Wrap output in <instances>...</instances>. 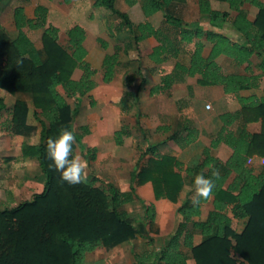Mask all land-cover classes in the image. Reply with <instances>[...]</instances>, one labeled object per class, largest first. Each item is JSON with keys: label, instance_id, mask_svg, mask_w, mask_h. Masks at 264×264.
<instances>
[{"label": "trees", "instance_id": "1", "mask_svg": "<svg viewBox=\"0 0 264 264\" xmlns=\"http://www.w3.org/2000/svg\"><path fill=\"white\" fill-rule=\"evenodd\" d=\"M2 1V0H0ZM53 1V0H50ZM70 3L71 0H65ZM134 6L138 0H126ZM230 5L231 12L215 10L211 0H199L202 20L187 22L172 12V8L187 4L188 0H142V8L147 17L163 12L169 29L155 28L150 22L135 25L130 16L120 12L117 0H94V8H106L112 15L121 19L112 37L125 39V53L137 51L138 57L131 60L138 65L137 72L143 77L137 92L139 98L151 83L145 74L142 56V43L150 37L160 45L151 54V60L158 64L169 57L178 58L181 43H196L192 53L191 65L177 64L176 69L191 77L201 75L202 86H223L227 94H238L256 86L259 77L247 74H226L217 62L221 55L234 59L239 65L251 64L254 55L264 53V1L262 0H217ZM251 5L259 11L252 20L245 7ZM14 21L18 32L13 40L0 20V90H4L16 99L13 107L10 128L22 134L29 127V103L32 102L34 115L42 128L38 144L24 142L22 156L35 160L46 177L42 193L32 200L25 201L12 208L0 209V264H87V254L99 248L114 249L133 240L139 233L133 220L122 210L126 204L136 198V186L131 192H122L115 184L98 185L99 178H87V182L75 186L60 179V173L52 167V161L46 155V141L56 138L62 129L72 131L77 145L83 143L82 154L88 163L98 158V150L84 138L90 134L88 127L82 133L74 130L75 122L81 112V103L97 86L94 77L97 71L87 62L88 51L85 47L86 29L77 24L69 29L67 36L71 51L60 43L61 29L50 23V9L39 5L35 18L29 19L24 7L14 11ZM26 29L43 30L42 48H38ZM202 40L212 42L213 49L209 57H204L205 45ZM104 49L109 43L99 38ZM107 55L104 61L103 80L110 84L115 80L121 63L120 53ZM77 69L83 72L80 80L73 78ZM264 74V61L262 64ZM127 74L123 80L125 86H131L137 75ZM163 84L157 88L165 91L171 88L173 76L163 77ZM62 88L66 96L59 89ZM75 98L73 107L68 98ZM242 114L245 123L263 119L264 99L260 101L241 98ZM7 109L5 99L0 97V115ZM251 115L254 117L250 118ZM238 117L224 114L221 119L224 128L212 142L211 148L204 151L205 158L186 167L176 157L158 153L160 146L178 138L180 133L158 145H152L141 152L140 159L150 156L149 162L140 171L135 170L132 178L137 185L152 183L157 200L168 199L178 203L187 177L195 179L203 173L206 178L212 171H218L214 178V210L204 221H194L202 216V207L210 199L193 203L191 194L177 209L180 219L177 228L168 236L160 251H144L135 254L134 264H188L183 247L191 249L196 264H264V175L256 176L248 167L250 158H264V129L261 134L251 135L244 131L237 136L228 130ZM187 143L196 140L190 126ZM158 131L168 132L169 128ZM131 136V130L124 126L115 133L118 146L125 144ZM221 143L228 144L233 156L224 163L214 157L211 149ZM226 167V170L224 168ZM237 174L234 182L227 187L232 173ZM245 220L244 229L238 232L233 227V218ZM156 220V206L146 207V221L153 224ZM198 230L205 238L195 244V235L189 226Z\"/></svg>", "mask_w": 264, "mask_h": 264}, {"label": "crops", "instance_id": "2", "mask_svg": "<svg viewBox=\"0 0 264 264\" xmlns=\"http://www.w3.org/2000/svg\"><path fill=\"white\" fill-rule=\"evenodd\" d=\"M25 1L26 0L0 1L1 23L8 30L4 22V17L7 14L9 15L8 16L9 18L11 16L9 24L13 25L14 31L16 32L15 36H12L13 40H15L18 35L14 21V11L17 7L20 6L24 7L28 18L33 19L35 18L36 8L39 5H43L48 8L50 5L49 4L50 0H35V1L31 0V3L29 4H27ZM211 3L213 9L215 10H219L223 12L224 11L231 12L232 16L236 15L235 12L231 11L230 5L228 3L220 2L217 0H211ZM93 4H94V0H81L79 6L84 13L82 16L84 17L87 14L90 17V20L84 21L82 19L77 21L73 25L75 26L79 24L83 26L87 32L85 47L88 51V55L86 60L92 66V68L97 71V74L94 77V81L97 83V86L91 93L95 92L99 88H105L106 86L115 83L118 79L121 69H124L123 80L127 74L134 75L133 72H135V75H137L134 83L131 86H125L124 83L122 84L124 89V94L122 95L119 101V108L121 111L120 121H122L121 124H119V126L116 125L113 119L114 112L112 111L105 112L106 119L108 120L106 122L108 132L111 130V128H114V130L112 131V133L114 134L113 137L115 136V133L118 130H121L124 126H128L131 130V136L125 139V144H126V140L135 137H143L144 139L146 138L145 141L147 142L148 139L150 138V134L153 132L155 133L154 138L156 139L154 142L149 143V145L146 147L147 149L152 145L160 144L162 141L170 138L175 133H180L177 139L170 140L167 144L160 146L158 149V153L174 156L178 160H180L186 167H188L192 165L195 161L202 162L204 160L205 149L211 148L213 140L219 136V134L224 128V122L221 119V115L231 114V115H236L238 117L236 121L228 127V130L230 132H233L237 136L241 135L244 131L248 132L251 135L262 133L264 129V122L262 118L254 121L251 120L250 122L245 123L243 119V114H242L243 108H242V104L240 103V99L244 98L250 101L252 100L260 101L264 99V74L262 70L264 53L263 56L254 55L251 58L250 65L247 63L244 65H239L234 59L226 55H221L217 59V62L219 63V65L222 67L223 71L226 74H247L251 77H257V76L259 77V79L256 80V86L254 88L243 90L238 94H227L223 86L200 85L199 80L201 79V75L191 77L188 74H185L180 70L176 69L178 63L186 67H190L192 53L195 50L196 43L199 40L196 39L194 40L193 43H181L180 45L181 53L178 58L169 57V59L166 62L162 64H158L156 62H153L150 57L154 49L158 47L160 43L156 38L150 37L142 43L141 61L143 64L142 66L143 69L146 70L145 74L151 79L152 83L144 91L140 93L139 98H135L133 95L137 92L138 87L140 86L143 80V77L139 75L137 72L138 65L135 62H133V64H130L131 60L137 59L138 57L137 51L132 50L130 52V55H126L124 50L126 49L125 39H117L116 37H112L111 35L112 33H114L115 30L114 28L118 25H121L122 23L121 19L118 18V16L116 15H112L106 8H97V9L94 8ZM185 5L174 6L172 8V12L178 16H181L187 22H195L204 19L202 14L200 13L199 0L197 1V6L199 9L197 19L184 18L181 14L180 15L178 14L177 10ZM220 5H228L229 9H221L218 7ZM85 7H88L87 11ZM116 7L120 12L127 13L135 25H139L141 23L148 21L155 28H163V29L171 30V32H173V30L169 29V26L166 24L163 12H158L150 17H147L145 15L142 8V0H138V3L134 6H129L126 0H117ZM50 16H51V9H50ZM134 16L136 17V19L134 18ZM113 22H115L116 24H114ZM73 26L69 27V29H71ZM69 29L67 30V33ZM25 31L28 33V31L30 30L26 29ZM38 31H43V30H38ZM107 33L109 34L110 38L104 37V34ZM100 37L105 39L109 43L108 49H104L102 47V45L98 41ZM202 42L205 45L204 57L207 58L210 56L214 44L207 40H202ZM121 47L123 48L120 53L121 63L117 69L115 80L112 83L107 84L103 80L104 61L107 55L114 54L116 51H119ZM150 63L153 64L151 65V67H148ZM82 75L83 72L80 69H77L73 78L75 80H80ZM166 75L173 76V83L171 88L165 91L161 90L157 92V88L163 84L162 82L163 77ZM156 79H159V82H156L155 81ZM2 93L4 92L0 90V95H2ZM149 95L152 96V99H147ZM124 96L127 97L128 101L126 102L124 101ZM10 102L14 104V97H10ZM110 104L112 105V103ZM29 108H30V113H33L34 111L31 109L30 105ZM252 117H254V115L250 116V118ZM79 118L81 122L85 123L84 125H82L81 129L83 127H88L90 129V134L86 135L84 138L86 141H88L87 136L93 135V129L91 128L89 123L93 120L96 121L98 119H94L95 116H93V113L87 110L83 105L81 107L80 115L78 116L77 119ZM186 125L190 126V128L193 131L192 132L193 135L196 137V140L191 144L187 143L188 132L184 130V127ZM107 128L105 129V131H107ZM160 128H169V131L168 132L158 131V129ZM114 143L116 144L115 139H114ZM90 145L96 147L98 150L97 160L91 163L95 164L101 162L102 160L101 155L103 154L101 147L98 144L92 145L90 143ZM143 150L145 149H142L141 152ZM211 153L214 157L226 163L233 156L234 150L228 144L221 143L217 148L211 149ZM147 157H149L150 159V156ZM248 167L252 170L254 175L256 176L264 175V158L260 156H254L253 158H250ZM141 168L142 167L140 166L136 170L140 171ZM224 170H226V167L224 168ZM183 175L186 181V185H185L186 188L188 186V179H190L191 181H193V179L187 177L185 172L183 173ZM236 176L237 174L233 172L230 179L228 180L227 187L234 182ZM100 181L98 182V184H100ZM131 181L132 182L129 185L130 192L132 185L136 186V196L138 198H136L133 202L128 204L135 203L136 201L142 202V199L140 198L141 195L140 190H142V188H147L149 186L153 188V194H154L153 200H151L150 203L146 204V207L152 204L156 206V220L154 223L157 222L162 224L161 218L159 220V212L160 210L165 211L163 219H166L167 223L164 227L161 228V232H165L167 228L170 227L171 222L173 223L174 220L178 217L177 209L182 204V202L187 198V195H185L184 193L187 189L182 191L178 203H173L168 199L157 200L155 197L154 187L152 183H147L145 185H137L136 182H133L132 177H131ZM107 183L115 184L114 182H107ZM115 185L117 186V184ZM117 187L119 188V186ZM214 200L215 197L212 196L210 201L203 205L202 216L194 218V221H204L208 218L209 213L214 210ZM142 206L144 207V205ZM146 207H145V211H146ZM124 212L127 213L126 211ZM127 214L130 216L131 219H133L129 213ZM228 214L230 217L233 218L231 211H229ZM233 219H234L233 220L234 229H236L237 227L242 228L241 231H238V232H242L244 229L243 221L245 220H236L235 218ZM143 234L145 235V233ZM138 237H140L139 233L136 235V237L133 240L138 239ZM141 239L145 243L147 242L146 241L147 239L146 240L143 238ZM133 240L128 241L118 247L131 243ZM196 240H195V244L197 245ZM164 244L157 246L155 245L149 246L148 244H146L144 245L145 247L143 246L142 250L139 252L160 251L164 246ZM102 249H106V248H99L94 252L88 253L87 262L90 264H100L99 263L100 259H95V258L92 259L91 257H93L94 253ZM135 260L136 259L133 257V261H131L129 264H134L136 262ZM188 264H196V262L194 259L188 260Z\"/></svg>", "mask_w": 264, "mask_h": 264}, {"label": "rangeland", "instance_id": "3", "mask_svg": "<svg viewBox=\"0 0 264 264\" xmlns=\"http://www.w3.org/2000/svg\"><path fill=\"white\" fill-rule=\"evenodd\" d=\"M197 1L198 0H188L185 6L180 7L177 10L178 14H181L184 18L197 19L199 12ZM25 2L29 4L31 3V0H26ZM80 2L81 0H71L70 3H66L65 0H54L49 3V8L51 9L50 23L61 29L60 43L69 51H71L67 36V30L69 27L73 26L79 20H90L89 15L86 14L84 17L82 16L84 13L80 9ZM218 7L221 9H229L228 5H220ZM85 8L87 11L88 7ZM245 11L252 19H255L259 10L256 7L247 5ZM8 16L9 15L7 14L4 17V22L9 30L7 31L9 32L10 37L13 39L12 36H15L16 32L14 31L13 25L9 24L11 16L10 18ZM134 18L136 19L135 16ZM113 23L116 24L115 22ZM28 33L36 46L42 48L43 31L35 32L30 30ZM104 37L110 38L108 33L104 34ZM152 64L153 63H150L148 67H151ZM123 73L124 69H121L115 83L108 85L105 88H99L95 92L84 97L81 106L83 105L87 110L92 112L93 116H95L94 119H98L89 123L93 129V135L87 136L88 141L84 140L92 145L98 144L103 151L101 162L88 164L87 178L90 179L97 176L102 181H100V184L98 185L102 187H105L104 185H107V182H114L123 192H130L129 185L132 182V172L140 166H146L149 162V157L140 160L139 157L141 150L146 149L149 143L154 142L156 138H154L155 133L152 132L147 142L145 141L146 138L135 137L126 140V144L120 147L114 143V134L112 133L114 128H111L108 132L106 123L108 120L105 116L106 111L114 112L113 119L117 126L122 122L120 121L121 111L119 108V101L124 94L122 85ZM155 81L159 82V79H156ZM1 91L4 93H2L0 97L5 99L7 105V109L0 115V209H5L32 200L36 194L42 193L45 187L46 177L42 172L39 163L35 160L24 158L21 151L24 142L38 144L41 140L42 128L36 120L34 112L30 113L27 122L29 127L25 129L22 134L11 130L10 121L12 119L13 107L16 99L14 98V104L11 103L10 97L14 96L4 90ZM59 91L66 96L62 88H60ZM67 98L68 102L73 107L77 105L75 98ZM147 99H152V96L149 95ZM124 101H128L125 96ZM110 103H112V105ZM29 105L31 109L35 111L33 103L30 102ZM84 124L85 123L80 121V118L77 119L74 127L75 132L82 133L81 127ZM106 128L107 131H105ZM84 146L83 143L77 145L75 155H79L85 160L82 154V148ZM193 184L194 181L188 179V186L184 189H187L184 192L187 197L189 194H191L192 197L195 195ZM140 192L142 202L136 201L135 203L128 204L122 207V210L131 215L133 218L132 220L139 231L140 237L145 240L147 239V242L145 243L140 237H138V239L133 240L131 243L124 246L110 250H99L94 253L93 257H91L92 259H100V264H129L133 261V257L135 258L134 253H139L144 245L148 244L149 246H157L164 244L169 234L177 228L179 223L178 217L173 223L171 222L170 227H168L165 232H161V228L167 223L166 219H163L165 213L164 210H160L159 212V220L161 218L162 224L157 222L153 224L147 223L145 207L146 204L153 200V188L150 186L142 188ZM142 205H144V207ZM244 225L245 221H243V226ZM241 229L242 228L239 227L236 228L237 231H241ZM189 230L195 235L197 245L205 240L201 233L194 229L192 225L189 226ZM143 233H145V235ZM184 252L188 257V260L194 259L191 249H186L184 247ZM87 264L90 263L87 262Z\"/></svg>", "mask_w": 264, "mask_h": 264}, {"label": "clouds", "instance_id": "4", "mask_svg": "<svg viewBox=\"0 0 264 264\" xmlns=\"http://www.w3.org/2000/svg\"><path fill=\"white\" fill-rule=\"evenodd\" d=\"M75 142L73 132L67 129H62L56 138L49 137L46 141V155L52 161L51 166L60 173V179L63 182L72 186L86 183L88 176V162L79 155H73ZM218 175V171H212L208 178L203 173L195 176L194 204L212 197L215 188L214 178H218Z\"/></svg>", "mask_w": 264, "mask_h": 264}]
</instances>
